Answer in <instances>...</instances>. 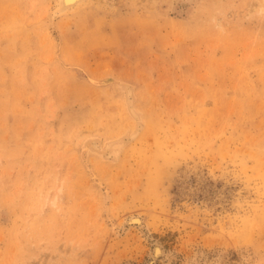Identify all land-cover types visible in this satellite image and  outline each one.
<instances>
[{
  "label": "rangeland",
  "instance_id": "1",
  "mask_svg": "<svg viewBox=\"0 0 264 264\" xmlns=\"http://www.w3.org/2000/svg\"><path fill=\"white\" fill-rule=\"evenodd\" d=\"M56 2L0 0V264H144L136 213L155 264H264V0Z\"/></svg>",
  "mask_w": 264,
  "mask_h": 264
},
{
  "label": "bare ground",
  "instance_id": "2",
  "mask_svg": "<svg viewBox=\"0 0 264 264\" xmlns=\"http://www.w3.org/2000/svg\"><path fill=\"white\" fill-rule=\"evenodd\" d=\"M55 3V15L62 16L67 13L77 11L87 5H90L97 0H56ZM104 3V2H103ZM120 88L123 95L124 108L129 117L132 119L134 128L131 131H126L125 133L107 139L103 141L101 136L91 135L83 141L84 153L88 154L89 152L97 153L104 161L109 162H118L121 159L123 149L129 143L135 141L142 130L145 127V121L142 116V112L136 105V93L134 85L127 81H119ZM132 226H135L142 234L143 237L149 238L152 240L151 250L149 258L144 264H155L160 257L170 258L173 256L172 252L168 251L164 245L158 241L156 238H153L149 231H147L144 218L139 214H132L127 217L123 223L114 230L118 235H122L127 232ZM150 240V241H151Z\"/></svg>",
  "mask_w": 264,
  "mask_h": 264
}]
</instances>
